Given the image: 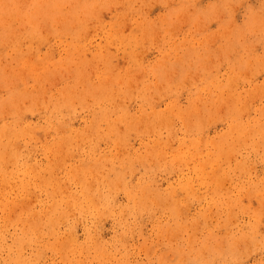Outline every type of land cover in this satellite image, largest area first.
<instances>
[{"label": "rangeland", "instance_id": "1", "mask_svg": "<svg viewBox=\"0 0 264 264\" xmlns=\"http://www.w3.org/2000/svg\"><path fill=\"white\" fill-rule=\"evenodd\" d=\"M0 4V264H264V0Z\"/></svg>", "mask_w": 264, "mask_h": 264}, {"label": "bare ground", "instance_id": "2", "mask_svg": "<svg viewBox=\"0 0 264 264\" xmlns=\"http://www.w3.org/2000/svg\"><path fill=\"white\" fill-rule=\"evenodd\" d=\"M44 1H45V0H44ZM6 3H7V2H6ZM55 4H56V3H55ZM0 5H1V4H0ZM4 5H6V4H4ZM2 7H3V6H2ZM19 7H20V6H19ZM7 8H8V7H7ZM2 9H3V8H2ZM11 9H12V8H11ZM15 10H16V9H15ZM3 11H4V9H3ZM17 11H18V10H17ZM15 12H16V11H15ZM15 12H13V13H15ZM2 13H3V12H2ZM17 13H18V12H17ZM17 13H16V14H17ZM55 14H56V13H55ZM2 15L4 16V14H2ZM0 16H1V15H0ZM5 16H6V15H5ZM13 16H14V15H13ZM17 16H18V15H17ZM3 18H4V17H3ZM3 18H2V19H3ZM5 18H7V17H5ZM5 18H4L3 20H6ZM8 18H11V17H8ZM12 18H13V17H12ZM22 18H23V17H22ZM54 18H55V17H54ZM54 18H53V19H54ZM57 18H58V17H57ZM16 19H19V18H16ZM23 19H24V18H23ZM55 19H56V18H55ZM71 19H72V18H71ZM20 20H21V19H20ZM62 20H63V19H62ZM53 21H54V20H53ZM1 22H2V21H1ZM4 22H5V21H4ZM6 22H7V21H6ZM22 22H23V20H22ZM16 23H18V22H16ZM16 23H15V24H16ZM56 23H57V22H56ZM0 24H1V23H0ZM25 24H26V23H25ZM25 24H23V25L25 26ZM1 25H2V24H1ZM4 25H5V23H4ZM4 25H3V26H4ZM70 25H71V23H70ZM52 26H53V25H52ZM10 27H11V25H10ZM16 28H17V27H16ZM19 28H20V27H19ZM21 28H22V27H21ZM23 28H24V27H23ZM2 29H3V28H2ZM5 29H6V28H5ZM14 30H15V29H14ZM14 30H13V31H14ZM17 30H18V29H17ZM19 30H20V29H19ZM22 30H24V29H22ZM7 31H8V30H7ZM15 32H16V31H15ZM7 33H8V32H7ZM18 33H19V32H18ZM15 34H16V33H15ZM26 34H27V33H26ZM20 35H21V34H20ZM4 36H5V35H4ZM8 36H9V35H8ZM8 36H7V37H8ZM10 36L15 37V35H11V34H10ZM23 36H24V35H23ZM17 37H18V36H17ZM20 37H21V36H20ZM26 37H27V36H26ZM10 38H11V37H9V39H10ZM24 38H25V36H24ZM0 39H1V38H0ZM13 39L16 40L17 38H13ZM13 39H12V41H13ZM20 39H21V38H20ZM31 39H32V38H31ZM39 39H40V38H39ZM17 40H18V39H17ZM26 40H27V38H26ZM28 40H29V39H28ZM22 41H23V40H22ZM33 41H34V40H33ZM33 41H31V42L33 43ZM37 41H38V39H37ZM6 42H7V41H6ZM2 43H3V42H2ZM8 43L11 44L9 41H8ZM8 43H7V44H8ZM12 43H13V42H12ZM22 43H23V42H22ZM22 43H21L20 45L23 46ZM16 44H17V43H16ZM2 46H3V44H2ZM7 46H8V45H7ZM16 46H17V45H16ZM4 47H6V46H4ZM9 47H10V45H9ZM13 47H14V46H13ZM7 48H8V47H7ZM10 48H11V47H10ZM19 48L22 49L23 47L20 46ZM19 48H18V49H19ZM28 50H29V48H28ZM30 51H31V49H30ZM16 52H17V51H16ZM20 52H22V51H20ZM29 53H30V52H29ZM17 54H18V53H17ZM17 54H16V56H18ZM36 55H37V54H36ZM98 55H99V54H98ZM94 56H95V55H94ZM10 57H11V56H10ZM26 57H27V56H26ZM100 57H101V56H100ZM43 58H44V57H43ZM43 58H42V59H43ZM11 59H12V58H11ZM15 60H16V58H15ZM32 60H33V59H32ZM104 60H105V58H104ZM10 61H11V60H10ZM0 62H1V61H0ZM8 62H9V61H8ZM26 65H27V64H26ZM36 65H37V64H36ZM36 65H35V66H36ZM33 67H34V65H33ZM3 69H4V68H3ZM34 69H35V68H34ZM36 70H37V69H36ZM5 72H6V71L4 70L3 73H5ZM22 73H23V72H22ZM2 79H4V77H3ZM38 85H39V84H38ZM25 86H26V85H25ZM39 86H40V85H39ZM43 86H44V85H43ZM15 87H16V85H15ZM22 87H23V86H22ZM8 88H9V87H8ZM23 90H24V89H23ZM20 91H21V90H20ZM32 91H33V90H32ZM15 92H17V91H15ZM32 93H33V92H32ZM15 94H17V93H15ZM26 94H27V93H26ZM26 94H25V95H26ZM33 94H34V93H33ZM21 95H22V94H21ZM29 95H31V92H30ZM13 96H14V95H13ZM32 96H33V95H32ZM28 97H30V96H28ZM30 98H32V100H33V97H30ZM30 98H29V99H30ZM34 98L36 99V96H35ZM12 99H13V98H12ZM17 99H18V101H19V99H20L19 96H18ZM17 99H16V100H17ZM23 99H25V97H23L21 100H23ZM26 99H27V97H26ZM26 99H25V100H26ZM29 99H28V100H29ZM35 99H34V100H35ZM37 99H38V98H37ZM37 99H36V100H37ZM53 99H54V98H53ZM1 100H2V99H1ZM1 100H0V101H1ZM16 100H15V102H16ZM32 100H31V102H33ZM6 101H8V100L6 99ZM39 101H40V100H39ZM50 101H51V100H50ZM31 102H30V103H31ZM48 102H49V101H48ZM2 103H4V100H3ZM12 103H13V102H12ZM18 103H20V102H18ZM26 103L29 104L28 102H26ZM26 103H25V104H26ZM4 104L7 105V103H4ZM25 104H23V106H24ZM27 104H26V105H27ZM51 104H52V103H51ZM9 105H10V103H9ZM20 105H22V104H20ZM31 105H33V104H31ZM49 105H50V104H49ZM53 105H54V104H53ZM1 106H2V105H1ZM7 106H8V105H7ZM7 106H6V108H7ZM10 106H11V105H10ZM16 106H17V105H16ZM27 106H28V105H27ZM4 107H5V106H4ZM8 107H9V106H8ZM13 107H14V105H13ZM6 108H5V110H6ZM21 108H22V106H21ZM50 108H51V107H50ZM1 109H3V108L1 107ZM22 109H23V108H22ZM3 110H4V109H3ZM3 110H2V111H3ZM7 110H8V109H7ZM9 110H10V109H9ZM9 110H8V112H9ZM15 110H16V109H15ZM15 110H14V111H15ZM17 110H20V109L17 108ZM26 110H27V109H26ZM29 110H30V108H29ZM2 111H0V112H2ZM11 111H13V110H11ZM20 111H21V110H20ZM22 111H23V110H22ZM53 112H54V111H53ZM3 113H5V112H3ZM6 113H7V112H6ZM6 113H5V114H6ZM12 113H13V112H12ZM15 113H17V112L15 111ZM18 113L21 114L20 112H18ZM23 113H24V112H23ZM54 113H55V112H54ZM2 115H3V114H2ZM104 115H105V114H104ZM7 116L9 117V113H7ZM7 116H6V117H7ZM12 116H13V114H12ZM29 116H30V115H29ZM19 117L21 118V116H19ZM23 117H25V116H23ZM3 118H4V117H3ZM3 118H2V119H3ZM16 118H17V117L15 116V119H16ZM0 119H1V118H0ZM4 119H5V118H4ZM18 119H19V118H18ZM19 121H20V120H17L16 122H19ZM22 121H23V120H22ZM25 121H27V120H25ZM59 121H60V120H59ZM65 122H66V121H65ZM14 123H15V122H14ZM14 123H13V124H14ZM66 123H67V122H66ZM1 125H2V124H1ZM20 125H21V124H20ZM25 125H26V124H25ZM55 125H56V124H55ZM7 126H8V125H7ZM7 126H6V127H7ZM12 126H15V124L12 125ZM16 126H18V125H16ZM23 126H24V125H23ZM23 126H22V128H23ZM4 127H5V126H4ZM13 128H14V127H13ZM25 128H26V127H25ZM66 128H67V127H66ZM11 129H12V128H11V126H10V129H8V127H7V128H2V129L0 130V138H1V136L7 137L6 142L2 143V142L0 141V144H1V145H0V159H2V158L4 157V155H6V154L8 155V153H6L5 150H6V147H8L9 144L11 145V143H12V142H11V143L7 144V140H8V139H9V140L11 139V137L8 138V135L10 134L9 132H10V131L12 132V130H13V129H12V130H11ZM9 130H10V131H9ZM25 130H26V129H25ZM37 130H38V129H37ZM57 130H58V129H57ZM16 131H17V130H16ZM18 131H19V134H20V130H18ZM18 131L16 132L17 135H18ZM32 131H33V130H32ZM48 131H49V130H48ZM24 132H25V131H23V134H24ZM35 132H36V131H35ZM60 132H61V131H60ZM26 133H27V132H26ZM28 133L30 134V132H28ZM39 133H41V132H39ZM12 135H13V134H12ZM75 135H76V134H75ZM75 135H74V136H75ZM9 136H10V135H9ZM13 136H14V135H13ZM20 136H21V135H20ZM41 136H42V135H41ZM34 137H36V136H34ZM72 137H73V136H72ZM12 138H13V137H12ZM44 138H45V137H44ZM67 138H68V137H67ZM84 138H85V137H84ZM17 139H18V137H17ZM21 139H22V138H21ZM26 139H27V138H26ZM63 139H64V138H63ZM1 140H2V139H1ZM11 140H12V139H11ZM11 140H10V141H11ZM14 140H15V139H14ZM31 140H33V139L31 138ZM35 140H36V139H35ZM44 140H45V139H44ZM77 140H78V139H77ZM10 141H9V142H10ZM18 141H19V140H18ZM25 141H27V140H25ZM16 142H17V141H16ZM16 142H15V143H16ZM31 142H33V141H31ZM69 143H70V142H69ZM56 144H58V143H56ZM6 145H7V146H6ZM12 145H13V144H12ZM78 146H79V145H78ZM13 147H14V145H13ZM17 147H20V144H19V146H17V144H16L15 148H17ZM8 148H9V147H8ZM10 148H11V147H10ZM46 148H48V147H46ZM72 149H73V148H72ZM16 150L18 151V149H16ZM28 150H29V149H28ZM11 151H12V148L10 149L9 154H10ZM4 152H5L6 154H3ZM12 152H13V151H12ZM16 156H17V155H16ZM27 156H28V155H27ZM52 156H53V155H52ZM5 157H6L5 160H7V156H5ZM14 157H15V155H14ZM3 159H4V158H3ZM13 159H14V158H13ZM57 159H58V158H57ZM5 160H4V161H5ZM10 160H11V159H9V161H10ZM4 161H3V162H4ZM7 161H8V160H7ZM51 161H52V160H51ZM10 162H11V161H10ZM10 162H6L5 164H8V163H10ZM12 162H13V161H12ZM60 163H61V161H60ZM2 164H3V163H2ZM2 166H3V167H2ZM2 166H1L2 168L5 167V165H2ZM22 166H23V165H22ZM53 166H54V165H52V167H53ZM1 167H0V168H1ZM6 167H7V166H6ZM76 168H77V167H76ZM31 169H32V167H31ZM34 169H35V168H34ZM38 170H39V169H38ZM91 170H92V169H91ZM36 171H37V170H36ZM36 171L34 170V171L31 172V175H32L33 179H35V178L37 179V177H39V175H40L39 172L37 173ZM86 172H87V171H86ZM9 173H10V171H9ZM16 173H17V172H16ZM46 173H47V172H46ZM11 174H12V173H11ZM50 174H51V172H50ZM10 176H11V175H10ZM12 176H13V175H12ZM24 176H26L25 179H23ZM13 178H14V177H13ZM27 178H29V175L27 174L26 170L24 169L23 175H22L21 177L18 178L17 183H16V179L14 178V179H15V184L18 185L19 187H21V186L24 184V181H25ZM88 178H89V177H88ZM114 178H115V177H114ZM9 179L11 180V178H9V176H8V174H7V171H5L3 174H0V184L5 185V187H6V192H7V189H9V187H12V185H9V184H10V183H9V182H10ZM44 179H45V178H44ZM50 179H51V178H50ZM116 180H117V179H116ZM37 181H38V180H37ZM12 182H13V181H12ZM48 182H49V181H48ZM80 182H81V181H80ZM13 183H14V182H13ZM26 183H27V182H26ZM55 183H56V182H55ZM15 184H13V187H14ZM42 184H43V183H42ZM42 184H41V185H42ZM24 185H25V184H24ZM0 186H2V185H0ZM5 187L3 186V188H5ZM57 187H58V186H57ZM0 188H1V187H0ZM12 189H13V188H12ZM140 189H141V188H140ZM65 190H66V189H65ZM2 191H3V190H2ZM2 191H1V192H2ZM14 192H15V191H14ZM56 192H57V191H56ZM138 194H139V193H138ZM18 195H19V194H18ZM21 195H22V194H21ZM23 195H24V194H23ZM67 195H68V194H67ZM25 196H26V195H25ZM20 197H21V196H20ZM68 197H69V196H68ZM71 197H72V196H71ZM16 198H17V197H16ZM33 198H34V197H32V199H33ZM92 198H93V197H92ZM19 199H20V198H19ZM21 199H22V198H21ZM60 199H61V198H60ZM11 200H12V199H11ZM11 200L8 201V202H9L10 205H11V203H12V205H11L12 208H13V205L17 206V202H18V200H17L16 203H15L14 201L11 202ZM14 200H16V199H14ZM22 200H23V199H22ZM33 200H34V199H33ZM8 202H6V203H8ZM10 202H11V203H10ZM13 203H14V204H13ZM18 203H19V202H18ZM88 204H89V203H88ZM18 205H19V204H18ZM3 206H4V205H3ZM20 206H21V205H20ZM4 208H5V207H4ZM5 209H6V208H5ZM20 209H21V207H20ZM78 209H79V208H78ZM4 211H8V210H4ZM48 211H49V210H48ZM8 212H9V211H8ZM6 213H7V212H6ZM6 213H5V214H6ZM70 213H71V212H70ZM22 214H23V213H22ZM38 214H39V213H38ZM73 214H74V213H73ZM8 215H9V213H8ZM12 215H13V214H12ZM1 216H2V215H1ZM12 217H13V216H11V218H12ZM69 217H70V216H69ZM11 218H10V221H11ZM15 218H16V217H15ZM17 218H19V217H17ZM4 219H5V218H4ZM41 219H42V218H41ZM16 220H17V219H16ZM18 220H19V219H18ZM18 220H17V223H18ZM25 220H26V219H25ZM25 220H24V221H25ZM30 220H31V219H30ZM1 221H2V220H1ZM10 221H9V222H10ZM12 221H13V220H12ZM32 221H33V220H32ZM4 222H7V221H4ZM9 222H7V223H9ZM15 222H16V221H15ZM38 222H39V221H38ZM69 222H70V221H69ZM261 222H262V221H261ZM0 223H1V222H0ZM7 223H6V224H7ZM19 223H21V222H19ZM25 223H26V222H25ZM29 224H30V223H29ZM21 225H22V224H21ZM25 225H26V224H25ZM32 225H33V224H32ZM26 226H27V225H26ZM26 226H25V227H26ZM8 227H9V226H8ZM21 227H22V228H25L24 225H22ZM52 228H53V227H52ZM72 230H73V229H72ZM72 230H71V231H72ZM22 232H23V231H22ZM26 233H27V232H26ZM26 233H25V234H26ZM39 233H40V232H39ZM21 234H22V233H21ZM23 234H24V233H23ZM32 234H33V233H32ZM0 237H1V236H0ZM28 242H29V241H28ZM24 243H25V242H24ZM74 243H75V242H74ZM19 252H20V251H19ZM18 256H19V255H18Z\"/></svg>", "mask_w": 264, "mask_h": 264}]
</instances>
